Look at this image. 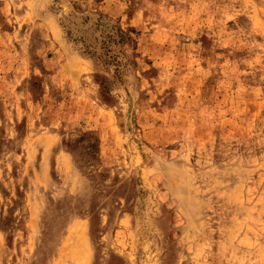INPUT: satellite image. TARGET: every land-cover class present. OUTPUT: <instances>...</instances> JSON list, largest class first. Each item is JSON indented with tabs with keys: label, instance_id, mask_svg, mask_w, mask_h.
I'll return each mask as SVG.
<instances>
[{
	"label": "rangeland",
	"instance_id": "374dc122",
	"mask_svg": "<svg viewBox=\"0 0 264 264\" xmlns=\"http://www.w3.org/2000/svg\"><path fill=\"white\" fill-rule=\"evenodd\" d=\"M0 264H264V0H0Z\"/></svg>",
	"mask_w": 264,
	"mask_h": 264
}]
</instances>
